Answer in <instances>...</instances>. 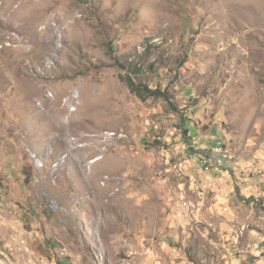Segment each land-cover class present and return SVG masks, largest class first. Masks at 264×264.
Instances as JSON below:
<instances>
[{
	"label": "rangeland",
	"instance_id": "374dc122",
	"mask_svg": "<svg viewBox=\"0 0 264 264\" xmlns=\"http://www.w3.org/2000/svg\"><path fill=\"white\" fill-rule=\"evenodd\" d=\"M0 187L38 264H264V0H0Z\"/></svg>",
	"mask_w": 264,
	"mask_h": 264
},
{
	"label": "crops",
	"instance_id": "0c3cea01",
	"mask_svg": "<svg viewBox=\"0 0 264 264\" xmlns=\"http://www.w3.org/2000/svg\"><path fill=\"white\" fill-rule=\"evenodd\" d=\"M3 191L0 187V192ZM0 196V257L4 264L27 263L23 262L25 260L38 264L37 247H32L35 241L29 238L33 232L28 231L23 221L14 214L17 205L11 199L7 200V194L0 193Z\"/></svg>",
	"mask_w": 264,
	"mask_h": 264
},
{
	"label": "trees",
	"instance_id": "16d2710c",
	"mask_svg": "<svg viewBox=\"0 0 264 264\" xmlns=\"http://www.w3.org/2000/svg\"><path fill=\"white\" fill-rule=\"evenodd\" d=\"M127 83L129 88L132 92H134L140 99L147 100L151 97L153 98H165L166 100H170L167 92L163 91L161 87H157L156 89H152L149 87L148 84L139 83L135 81L132 76L123 77ZM173 103L171 102V105ZM174 105V104H173ZM175 106V105H174ZM184 133L186 136L189 135L188 129H184ZM207 159H211L212 157L209 154H206ZM60 264L59 260L57 261Z\"/></svg>",
	"mask_w": 264,
	"mask_h": 264
},
{
	"label": "bare ground",
	"instance_id": "6f19581e",
	"mask_svg": "<svg viewBox=\"0 0 264 264\" xmlns=\"http://www.w3.org/2000/svg\"><path fill=\"white\" fill-rule=\"evenodd\" d=\"M204 163H205V164H208V162H207V161H205Z\"/></svg>",
	"mask_w": 264,
	"mask_h": 264
},
{
	"label": "clouds",
	"instance_id": "9594fccd",
	"mask_svg": "<svg viewBox=\"0 0 264 264\" xmlns=\"http://www.w3.org/2000/svg\"><path fill=\"white\" fill-rule=\"evenodd\" d=\"M19 214V213H18ZM21 215V214H20Z\"/></svg>",
	"mask_w": 264,
	"mask_h": 264
}]
</instances>
